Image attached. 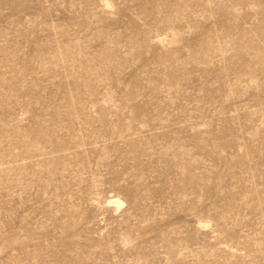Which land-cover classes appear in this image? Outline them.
<instances>
[{
    "label": "rangeland",
    "instance_id": "rangeland-1",
    "mask_svg": "<svg viewBox=\"0 0 264 264\" xmlns=\"http://www.w3.org/2000/svg\"><path fill=\"white\" fill-rule=\"evenodd\" d=\"M0 264H264V0H0Z\"/></svg>",
    "mask_w": 264,
    "mask_h": 264
},
{
    "label": "bare ground",
    "instance_id": "bare-ground-1",
    "mask_svg": "<svg viewBox=\"0 0 264 264\" xmlns=\"http://www.w3.org/2000/svg\"><path fill=\"white\" fill-rule=\"evenodd\" d=\"M117 204H122L123 203V201L122 200H120V199H118V198H116V201H115ZM118 206V205H117Z\"/></svg>",
    "mask_w": 264,
    "mask_h": 264
}]
</instances>
